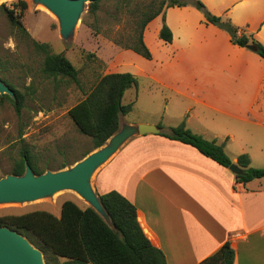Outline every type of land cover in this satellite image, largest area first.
I'll use <instances>...</instances> for the list:
<instances>
[{"label": "crops", "instance_id": "1", "mask_svg": "<svg viewBox=\"0 0 264 264\" xmlns=\"http://www.w3.org/2000/svg\"><path fill=\"white\" fill-rule=\"evenodd\" d=\"M200 1L264 45V0ZM165 23L171 43L159 37L162 15L146 27L149 60L129 49L109 59L98 53L106 74L150 80L165 106L149 121L128 123L163 129L129 139L97 173L95 191H117L137 207L145 234L167 264H200L228 242L234 264H264V179L238 184L230 168L162 135L185 122L193 133L223 144L234 164L248 154L252 167L263 168L264 59L233 44L194 6L166 9Z\"/></svg>", "mask_w": 264, "mask_h": 264}, {"label": "trees", "instance_id": "2", "mask_svg": "<svg viewBox=\"0 0 264 264\" xmlns=\"http://www.w3.org/2000/svg\"><path fill=\"white\" fill-rule=\"evenodd\" d=\"M125 4L140 0H120ZM194 6L201 11L207 22L227 32L233 44L248 49L254 45L259 56L264 59V45L253 34L240 29L230 19L210 13L200 0L180 2L178 0H150L141 7L138 5L135 15H138L136 38L129 45H121L124 49L133 50L146 59H151V51L145 43L144 33L148 24L162 15L164 24L159 37L171 43L172 31L165 23V10L172 7ZM102 0H91L88 16L97 17L101 11ZM11 26L20 34V42H27L44 55L42 71L55 81L68 79L79 83V70L62 54H54L47 43H41L32 38L22 21L27 9V2L18 1L13 7L2 5ZM96 33L101 29L98 25L91 26ZM120 45V44H119ZM10 61L0 57V78L10 70ZM138 79L131 73H114L102 75L85 98L69 110V116L84 137L91 139L93 150L103 147L116 134L121 126V116L133 111L134 102L124 104L123 100L128 90L138 86ZM5 83L14 91V97L3 95L9 100L17 116L21 119L26 107V94L13 84ZM159 128L163 129L162 125ZM163 136L180 141L196 148L200 153L211 158L221 166L230 168L234 163L225 150V146L216 141H209L187 128L185 122L173 127ZM23 142L15 159L12 175L22 176L29 163L36 175L47 171H59L69 166L64 162L59 168L53 169L49 163L26 144L24 133L20 134ZM91 152V151H90ZM90 152L85 153V158ZM46 161V160H45ZM48 161V160H47ZM237 165L243 170L236 174L238 184L247 185L256 179H264V167L251 166L248 154L237 158ZM99 199L108 213L111 224L107 223L92 207L81 208L75 202L68 200L62 205L61 216L48 211H33L23 215L0 217V227H9L23 234L29 241L42 251L46 264H52L49 254L65 259L62 264H167L165 254L156 247L145 234L139 219L137 207L117 191L99 195ZM42 242L39 246L34 240ZM235 250L226 243L218 252L200 264H234Z\"/></svg>", "mask_w": 264, "mask_h": 264}, {"label": "rangeland", "instance_id": "3", "mask_svg": "<svg viewBox=\"0 0 264 264\" xmlns=\"http://www.w3.org/2000/svg\"><path fill=\"white\" fill-rule=\"evenodd\" d=\"M18 1L20 0H0V57L10 61V70L0 79L25 93L27 101L20 119L12 103L2 99L3 95L0 94V179L11 175L15 159L23 145L21 133H24L26 144L44 159L42 163H49L53 169L66 162L69 166L62 170H70L82 160L85 153L97 150H93L90 138L79 133L68 114L69 110L83 100L99 78L106 74L108 64L98 55L99 51L109 59L113 57L114 51L124 49L121 45L131 44L136 38L138 21V15L133 11H136L139 4L144 7L150 3V0L131 4L120 0H102L99 15L90 17L88 9L91 2H87L74 32L70 37L64 38L60 32L59 19L54 13L36 0H22L27 2L22 19L24 26L33 39L49 44L54 54H62L72 62L79 70V83H75L68 79L57 82L48 77L42 71L44 55L33 45L20 42V34L11 26L1 9L4 4L13 7ZM93 25H98L101 32L96 33L91 28ZM153 88L150 80L141 79L137 87L126 93L123 102L135 104L131 113L121 116L119 131L128 123L149 121L151 114L164 112L162 93ZM100 169L101 167L91 177V187L95 193L94 181ZM68 200L83 209L90 206L76 191L62 190L35 201L0 203V217L39 210L58 216L62 212L63 203ZM34 241L43 246L39 240ZM49 258L52 264L65 262V259L51 254Z\"/></svg>", "mask_w": 264, "mask_h": 264}, {"label": "water", "instance_id": "4", "mask_svg": "<svg viewBox=\"0 0 264 264\" xmlns=\"http://www.w3.org/2000/svg\"><path fill=\"white\" fill-rule=\"evenodd\" d=\"M54 13L60 22L64 38L74 32L84 10L91 0H36ZM248 49L256 51L254 45ZM0 94L14 97V91L0 79ZM155 125H126L107 143L76 163L70 170L47 171L36 175L29 163L22 176L8 175L0 179V203L30 202L52 196L62 190H74L84 198L107 223L111 219L104 209L99 195L91 187V177L133 136L160 134ZM230 170L241 174L243 170L233 164ZM0 264H46L44 254L27 237L9 227H0Z\"/></svg>", "mask_w": 264, "mask_h": 264}, {"label": "built area", "instance_id": "5", "mask_svg": "<svg viewBox=\"0 0 264 264\" xmlns=\"http://www.w3.org/2000/svg\"><path fill=\"white\" fill-rule=\"evenodd\" d=\"M235 236H236V237H237V236L239 237V236H240V234H239V233H237Z\"/></svg>", "mask_w": 264, "mask_h": 264}, {"label": "bare ground", "instance_id": "6", "mask_svg": "<svg viewBox=\"0 0 264 264\" xmlns=\"http://www.w3.org/2000/svg\"><path fill=\"white\" fill-rule=\"evenodd\" d=\"M1 1H3V0H1ZM46 9V8H45ZM51 12V11H50Z\"/></svg>", "mask_w": 264, "mask_h": 264}]
</instances>
